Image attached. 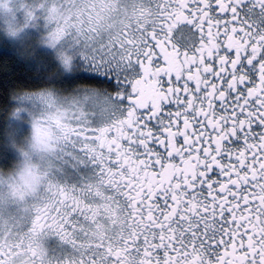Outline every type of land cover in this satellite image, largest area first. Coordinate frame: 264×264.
I'll list each match as a JSON object with an SVG mask.
<instances>
[{"label": "snow or ice", "instance_id": "obj_1", "mask_svg": "<svg viewBox=\"0 0 264 264\" xmlns=\"http://www.w3.org/2000/svg\"><path fill=\"white\" fill-rule=\"evenodd\" d=\"M36 40L0 264H264V0H0V59Z\"/></svg>", "mask_w": 264, "mask_h": 264}, {"label": "trees", "instance_id": "obj_2", "mask_svg": "<svg viewBox=\"0 0 264 264\" xmlns=\"http://www.w3.org/2000/svg\"><path fill=\"white\" fill-rule=\"evenodd\" d=\"M34 43L37 47V49L35 48L36 58L43 59L40 55L41 49H43L40 41L36 40ZM28 62L26 59H23V62H18L10 53L0 59V96L7 97L13 91L24 88L25 85L32 86V82L37 78V73L28 66ZM78 87L99 89L98 85L89 83L80 84ZM13 110L10 109L5 113L0 108V145L3 144L7 133L5 124L7 121L12 120Z\"/></svg>", "mask_w": 264, "mask_h": 264}, {"label": "rangeland", "instance_id": "obj_3", "mask_svg": "<svg viewBox=\"0 0 264 264\" xmlns=\"http://www.w3.org/2000/svg\"><path fill=\"white\" fill-rule=\"evenodd\" d=\"M42 45V44H41ZM42 47L44 48L45 46L44 45H42ZM36 49H37V47H35ZM35 48H32V50H31V52L28 54V55H24L23 53H22V57H23V59H26V60H28V61H31V60H33V59H36V56H37V54H36V49ZM95 90V89H94ZM15 110H13V112H14ZM13 119H15V117L13 116V114H12V120ZM29 127H30V124H29ZM11 135H12V129L10 128V127H7V133H6V135H5V137H11ZM29 135H30V133H29ZM4 141V140H3Z\"/></svg>", "mask_w": 264, "mask_h": 264}]
</instances>
